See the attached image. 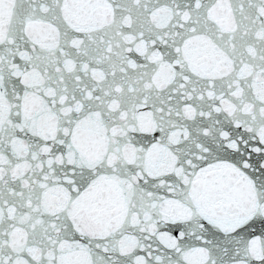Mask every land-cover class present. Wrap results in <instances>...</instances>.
Instances as JSON below:
<instances>
[{
	"label": "snow or ice",
	"instance_id": "snow-or-ice-1",
	"mask_svg": "<svg viewBox=\"0 0 264 264\" xmlns=\"http://www.w3.org/2000/svg\"><path fill=\"white\" fill-rule=\"evenodd\" d=\"M0 264H264V0H0Z\"/></svg>",
	"mask_w": 264,
	"mask_h": 264
}]
</instances>
